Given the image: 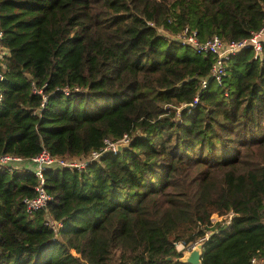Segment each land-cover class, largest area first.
<instances>
[{
	"label": "trees",
	"instance_id": "obj_1",
	"mask_svg": "<svg viewBox=\"0 0 264 264\" xmlns=\"http://www.w3.org/2000/svg\"><path fill=\"white\" fill-rule=\"evenodd\" d=\"M263 6L0 0V154L22 158L0 166V264H188L174 243L206 235L200 264L264 258V48L230 55L218 84L213 58L174 38L249 39ZM124 136L81 170L46 168V207L27 209L30 158Z\"/></svg>",
	"mask_w": 264,
	"mask_h": 264
},
{
	"label": "built area",
	"instance_id": "obj_2",
	"mask_svg": "<svg viewBox=\"0 0 264 264\" xmlns=\"http://www.w3.org/2000/svg\"><path fill=\"white\" fill-rule=\"evenodd\" d=\"M264 12V6H263ZM3 37V32L0 30V59H3L7 54V50L2 46L1 39ZM176 40H178L181 44L190 47L195 53L200 55H210L213 58V63L210 70V77L215 80L218 84L221 82V78L224 75V60H226L230 55L235 54L239 49L244 46H251L254 49L255 54L261 55L262 50L264 48V24L259 31L254 33L249 39H244L240 42H227L224 43L220 38L214 36L212 38H207L203 41L197 38L196 32L194 30H190L189 28H184V30L174 36ZM2 80V76L0 75V81ZM202 88L206 86L205 82H202ZM41 93V91H39ZM2 100V92L0 88V101ZM198 97L194 99V103H197ZM119 143H128L127 136H124L120 140L116 142H106V145L100 149L99 151L92 152L87 157H83L81 160H67L62 158H57L52 156L47 150L43 149L38 155L30 158V162L35 164V176L37 177V184L35 185V191L37 196L31 200L26 201L28 210H40L45 209L48 196L43 188L44 185V176L43 171L46 168H50L52 166L59 168H69L81 170L83 169L87 163L98 159L100 155L108 150H112L113 152L117 151L116 146ZM22 158L16 156H9L0 154V166H5L7 169H13L14 166H10V162H20ZM216 220V219H215ZM49 221V220H48ZM49 224L52 227H58L59 223L56 221H49ZM207 238L205 237L199 238L194 242L186 243L184 241H177L174 243L175 248L177 250L184 249L186 252H190L193 249H198L201 253V245L203 241ZM250 264H264V258L257 259L256 257L251 258Z\"/></svg>",
	"mask_w": 264,
	"mask_h": 264
},
{
	"label": "water",
	"instance_id": "obj_3",
	"mask_svg": "<svg viewBox=\"0 0 264 264\" xmlns=\"http://www.w3.org/2000/svg\"><path fill=\"white\" fill-rule=\"evenodd\" d=\"M187 108V107H186ZM126 144L124 143H119L116 146V150L120 151L122 150ZM185 262L188 264H200L201 262V253L199 252L198 249H193L189 252V254L185 257L184 259Z\"/></svg>",
	"mask_w": 264,
	"mask_h": 264
},
{
	"label": "crops",
	"instance_id": "obj_4",
	"mask_svg": "<svg viewBox=\"0 0 264 264\" xmlns=\"http://www.w3.org/2000/svg\"><path fill=\"white\" fill-rule=\"evenodd\" d=\"M18 164H20V163H18ZM14 167H15V168H20V166H19V165L17 166L16 164H14ZM188 254H189V252H186V251H185V252H184V256H183L182 259L184 260L185 257H186Z\"/></svg>",
	"mask_w": 264,
	"mask_h": 264
},
{
	"label": "rangeland",
	"instance_id": "obj_5",
	"mask_svg": "<svg viewBox=\"0 0 264 264\" xmlns=\"http://www.w3.org/2000/svg\"><path fill=\"white\" fill-rule=\"evenodd\" d=\"M214 219L220 220V218L218 216H216V215H214Z\"/></svg>",
	"mask_w": 264,
	"mask_h": 264
}]
</instances>
